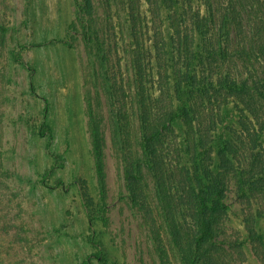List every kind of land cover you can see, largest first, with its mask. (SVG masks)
I'll return each mask as SVG.
<instances>
[{
    "label": "rangeland",
    "instance_id": "1",
    "mask_svg": "<svg viewBox=\"0 0 264 264\" xmlns=\"http://www.w3.org/2000/svg\"><path fill=\"white\" fill-rule=\"evenodd\" d=\"M92 1L94 11L86 17L110 43L111 75L118 84L131 76L130 40L124 33L131 1L140 22L153 25L146 33L151 45L168 43L171 26L184 29L177 17L189 6L207 12L206 3L216 11L229 2ZM80 16V0H0V250L5 264H160L125 187L112 146L106 93L94 74ZM231 39L237 47L241 38L236 29ZM91 112L105 139L108 203H101V214L91 213L82 190L86 183L100 201ZM198 114L193 110L192 123ZM200 120L201 134L209 138L211 116L205 111ZM169 139L173 135L164 142ZM153 184L152 176H145L146 189ZM237 191L234 178L224 200L229 216L219 241L231 247L237 264H264L263 240L244 247L236 241L245 240L246 213L256 216L254 206L261 208L258 221L264 235V191L251 202L239 199ZM152 195L159 203L156 192Z\"/></svg>",
    "mask_w": 264,
    "mask_h": 264
},
{
    "label": "trees",
    "instance_id": "2",
    "mask_svg": "<svg viewBox=\"0 0 264 264\" xmlns=\"http://www.w3.org/2000/svg\"><path fill=\"white\" fill-rule=\"evenodd\" d=\"M210 5L207 12L189 6L177 17L184 29L171 26L168 43L151 45L146 33L153 25L141 24L131 1L124 31L131 76L118 84L111 75L110 43L86 17L93 1L80 0L84 40L107 97L112 146L160 264H237L231 247L219 241L229 216L224 200L234 178L239 199L251 202L264 191V0H229L216 11ZM233 29L241 38L237 47ZM193 110L199 114L192 123ZM205 111L211 116L209 138L199 125ZM91 114L100 201L86 183L82 190L91 213L101 214V203H108L105 139ZM147 175L154 180L151 192L144 185ZM255 207L256 216L246 213L245 240H236L241 247L264 241L258 221L263 215ZM3 236L0 226V244ZM5 261L0 250V264Z\"/></svg>",
    "mask_w": 264,
    "mask_h": 264
}]
</instances>
